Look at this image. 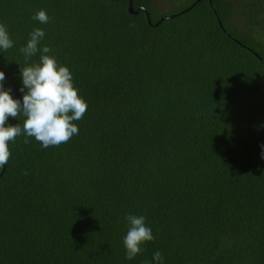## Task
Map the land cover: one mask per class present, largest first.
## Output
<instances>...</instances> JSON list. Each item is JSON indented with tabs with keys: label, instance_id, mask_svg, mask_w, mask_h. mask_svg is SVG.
Wrapping results in <instances>:
<instances>
[{
	"label": "trees",
	"instance_id": "16d2710c",
	"mask_svg": "<svg viewBox=\"0 0 264 264\" xmlns=\"http://www.w3.org/2000/svg\"><path fill=\"white\" fill-rule=\"evenodd\" d=\"M161 1L0 0L13 98L39 27L88 105L58 147L8 142L0 264H264V0ZM127 213L155 237L132 260Z\"/></svg>",
	"mask_w": 264,
	"mask_h": 264
},
{
	"label": "clouds",
	"instance_id": "9594fccd",
	"mask_svg": "<svg viewBox=\"0 0 264 264\" xmlns=\"http://www.w3.org/2000/svg\"><path fill=\"white\" fill-rule=\"evenodd\" d=\"M31 19L47 24L50 17L45 10L37 11ZM45 31L36 27L29 33L26 45L19 49L25 57V66L20 67L23 93L22 100L13 98L12 89L4 87L5 73L0 71V168H4L11 156L9 141L15 142L18 136L34 138L43 148L60 146L68 142L79 129L75 121L83 118L88 105L78 95L79 89L74 86L73 76L67 66L58 63L53 50L41 46ZM14 47L6 25L0 24V49L7 51ZM39 54V59L32 58ZM23 116V124H9L8 118L18 120ZM264 147V146H262ZM264 158V152L261 153ZM27 174V173H25ZM127 233L123 238L126 259L132 260L143 251L146 242L155 239L151 228L146 224L143 215L125 214ZM152 261L164 264L159 251L153 254ZM152 264V262H146Z\"/></svg>",
	"mask_w": 264,
	"mask_h": 264
},
{
	"label": "water",
	"instance_id": "95a60500",
	"mask_svg": "<svg viewBox=\"0 0 264 264\" xmlns=\"http://www.w3.org/2000/svg\"><path fill=\"white\" fill-rule=\"evenodd\" d=\"M138 11H144V12H145L147 22H148L149 25H151L149 15H148V13L146 12V10H145L144 8H138L137 10H134L133 7H132V0H129V3H128V13H129V14H136ZM164 19H166V17L161 18V19L156 23V25L160 24ZM13 95H14V89L12 88V96H13ZM8 122L10 123V119H9V118H8Z\"/></svg>",
	"mask_w": 264,
	"mask_h": 264
},
{
	"label": "rangeland",
	"instance_id": "374dc122",
	"mask_svg": "<svg viewBox=\"0 0 264 264\" xmlns=\"http://www.w3.org/2000/svg\"><path fill=\"white\" fill-rule=\"evenodd\" d=\"M157 1H161V0H157ZM161 5L163 8H167L168 9V2L166 0L161 1Z\"/></svg>",
	"mask_w": 264,
	"mask_h": 264
}]
</instances>
